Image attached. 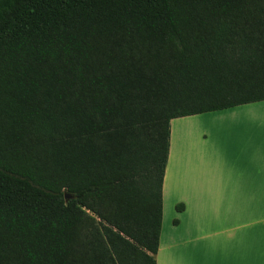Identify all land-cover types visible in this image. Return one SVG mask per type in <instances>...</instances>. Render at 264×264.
<instances>
[{
  "label": "trees",
  "instance_id": "1",
  "mask_svg": "<svg viewBox=\"0 0 264 264\" xmlns=\"http://www.w3.org/2000/svg\"><path fill=\"white\" fill-rule=\"evenodd\" d=\"M263 100L264 0H0V264H156L170 121Z\"/></svg>",
  "mask_w": 264,
  "mask_h": 264
},
{
  "label": "crops",
  "instance_id": "2",
  "mask_svg": "<svg viewBox=\"0 0 264 264\" xmlns=\"http://www.w3.org/2000/svg\"><path fill=\"white\" fill-rule=\"evenodd\" d=\"M254 103L210 111L218 120L210 143L185 120L191 115L170 121L156 264H264V111ZM204 198L237 200V207L209 222L198 214ZM261 199L257 212L250 200ZM244 210L247 221H239Z\"/></svg>",
  "mask_w": 264,
  "mask_h": 264
},
{
  "label": "rangeland",
  "instance_id": "3",
  "mask_svg": "<svg viewBox=\"0 0 264 264\" xmlns=\"http://www.w3.org/2000/svg\"><path fill=\"white\" fill-rule=\"evenodd\" d=\"M255 108L259 109V110H263L264 111V100L263 101H257L256 103H254ZM226 110H247L246 108L243 107H236L233 109H226ZM212 112H205V113H200V114H195V115H191L189 117H187L188 121H191L195 127L197 128V130H200L199 133L201 134V138L205 139L206 143H210L211 142V129L215 126V121L217 122L218 120H214L217 119L215 118ZM182 118H177L176 120H180ZM179 127H181L179 124L175 125L176 130L179 129ZM199 128V129H198ZM220 128V126H219ZM263 200H250V206H253V210H257V212L260 211V206L263 205ZM220 206V207H219ZM231 207H234V212L236 210L237 207V200H231V199H216V198H204L200 200V204H199V217L202 218L203 220H207L209 222H215L217 217L220 215L222 216V214L224 213L225 210L228 211V213L230 212ZM251 213V212H250ZM255 215L258 217V215L260 214H256ZM247 212L244 210L243 213H239L238 214V218L239 221H247ZM229 219L228 221L233 220V222L235 221L236 217L233 216H228ZM231 217V218H230ZM251 218V215H249V219Z\"/></svg>",
  "mask_w": 264,
  "mask_h": 264
},
{
  "label": "water",
  "instance_id": "4",
  "mask_svg": "<svg viewBox=\"0 0 264 264\" xmlns=\"http://www.w3.org/2000/svg\"><path fill=\"white\" fill-rule=\"evenodd\" d=\"M70 197H71V195L69 193L64 192L65 201H67Z\"/></svg>",
  "mask_w": 264,
  "mask_h": 264
}]
</instances>
